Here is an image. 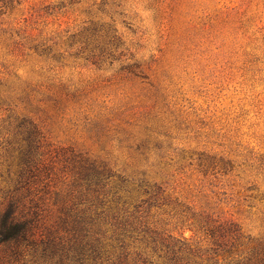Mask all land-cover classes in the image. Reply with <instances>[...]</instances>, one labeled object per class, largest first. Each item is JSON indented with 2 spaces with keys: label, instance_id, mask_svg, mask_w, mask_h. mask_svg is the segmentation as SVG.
Masks as SVG:
<instances>
[{
  "label": "rangeland",
  "instance_id": "374dc122",
  "mask_svg": "<svg viewBox=\"0 0 264 264\" xmlns=\"http://www.w3.org/2000/svg\"><path fill=\"white\" fill-rule=\"evenodd\" d=\"M23 117L45 134V225L73 151L264 243V0H0V189Z\"/></svg>",
  "mask_w": 264,
  "mask_h": 264
},
{
  "label": "trees",
  "instance_id": "16d2710c",
  "mask_svg": "<svg viewBox=\"0 0 264 264\" xmlns=\"http://www.w3.org/2000/svg\"><path fill=\"white\" fill-rule=\"evenodd\" d=\"M0 189V264H264V243L232 219L185 206L161 182L119 173L111 160L72 151L67 191L54 192L57 223L43 220L50 168L45 134L30 117L10 130ZM178 215L201 241L169 232L156 218Z\"/></svg>",
  "mask_w": 264,
  "mask_h": 264
}]
</instances>
